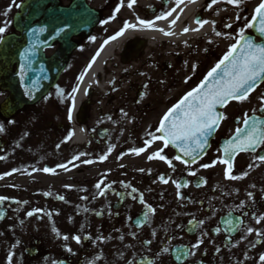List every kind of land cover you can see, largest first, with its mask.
Returning a JSON list of instances; mask_svg holds the SVG:
<instances>
[{
	"label": "flooded vegetation",
	"instance_id": "flooded-vegetation-1",
	"mask_svg": "<svg viewBox=\"0 0 264 264\" xmlns=\"http://www.w3.org/2000/svg\"><path fill=\"white\" fill-rule=\"evenodd\" d=\"M22 1L0 0V27L7 23L3 40L21 36L13 22ZM75 2L95 13L97 21L87 35L67 40L54 39L52 22L48 25L49 39L40 54L49 64L47 74L50 70L58 77L39 102L23 108L32 123V135L26 142L29 158L9 156L14 143L11 137H0V157H4L0 159V176L4 177L0 197L7 198L0 204V264H9V257L11 264H177L175 250L179 248L195 253L183 257L182 264H230L236 252L245 250L264 256V235H256L264 233V220L256 222L264 217V162L256 160L264 156V146L235 156L232 174L242 179H225L226 165L203 167L223 158L221 141L236 132L245 114L256 113L255 102L249 107L227 105L222 110L226 119L221 120L201 159L181 163L164 148L161 155L171 166L159 159L148 160L163 148L162 140H152L159 136L158 113L197 85L239 39L241 29L251 35L247 24L252 22L257 0H242L239 6L226 0L215 4L212 0H183L172 16L156 21L151 29L138 25L137 18L156 20L176 7L173 0H136L131 9L129 0H52L45 10L61 13ZM177 16L176 24L171 25ZM197 20L209 23L194 31L199 27ZM125 21L137 24L136 29L110 41ZM185 27L191 29L189 35H174ZM29 37V48L2 42L0 48L13 63L12 72L17 62L28 61L32 76L40 60L33 29ZM100 49L101 56H97ZM26 51L34 55L25 57ZM94 58L101 59L97 73L110 80L104 89L108 94L103 99L98 93L82 104L86 134L75 138L72 127L79 118L69 119L72 90L77 80L91 73L89 63ZM0 95L1 105L9 94L0 90ZM44 119L45 128L39 129ZM145 140L152 141L150 147ZM141 147L147 150L137 156L134 150ZM102 156L107 159L101 161ZM7 164L12 167L6 168ZM249 164H253L251 169ZM45 167L53 172L44 173ZM161 176L169 183H162ZM101 181V188L96 189ZM176 184L181 187L177 189ZM132 188L137 191L133 193ZM100 191L105 194L100 196ZM147 206L156 212L145 222ZM28 212L34 215L28 217ZM197 220H203V225L190 223ZM228 221L233 222L231 229ZM248 228L253 230L251 234ZM65 235L67 241L62 239ZM77 235L80 244L72 239ZM197 243L200 247L193 248ZM162 248L169 252L156 256Z\"/></svg>",
	"mask_w": 264,
	"mask_h": 264
},
{
	"label": "snow or ice",
	"instance_id": "snow-or-ice-1",
	"mask_svg": "<svg viewBox=\"0 0 264 264\" xmlns=\"http://www.w3.org/2000/svg\"><path fill=\"white\" fill-rule=\"evenodd\" d=\"M217 2L218 0H212L213 4ZM226 2L231 5L239 6L242 3V0H226ZM135 3L136 0H129L127 7L131 9ZM173 3L176 7L158 15L156 20L145 21L137 18V24L151 29L156 21L167 19L172 16L181 3H183V0H173ZM115 11L119 12L120 8H117ZM5 15H7V13H5ZM257 18H259L260 25L258 29L259 35L264 37V2L260 3L259 6L255 8V15L252 17V22L247 24V27L252 28L256 23ZM112 19H115V16H113ZM178 19L179 16L171 21V25H175ZM237 19H239V17H237ZM108 22L109 21H105V23ZM196 23L199 27L194 31H199L200 28L209 22L197 20ZM137 24H130L125 21L123 27L115 35L110 37V41H115L118 37L123 36L125 31L128 29H136ZM226 26L231 27L230 24ZM6 29L7 23H5L4 27H0V42H3V36ZM35 31L36 30L34 29L33 32ZM40 31H43V29H40ZM183 32L188 33L189 29L185 27ZM164 34L172 35L173 33L165 32ZM215 34L217 36L221 35L220 32H216ZM238 37L239 39H237L236 42L230 46L223 58L211 69V71L207 73L202 83L197 88L184 95L180 101L174 107L169 109V111L160 120L159 127L156 130L160 133V135L153 136L152 140H162L163 148H160L153 154L149 155L148 160L151 161L159 159L165 161L169 164V166H171V161L168 160L166 156L161 155L164 148H167L169 145L179 148L188 160H197L198 155L207 147L209 137L219 126L221 119H226V117H222L221 114L216 111L217 107H224L229 100H237L240 102L245 101L249 97L250 93L257 87L258 81L264 79V43L254 42L249 36L245 35L243 29H241L238 33ZM108 42L109 41H105V44ZM102 50L103 49L98 50L96 55L98 56L99 52ZM23 55L28 57L30 55H34V53L26 51ZM94 62L95 58L89 63V68ZM25 72L26 67L22 65L20 68L21 80H23ZM77 90L78 89L73 88V94H75ZM261 102L264 103V98H262ZM261 111H264V109H261ZM69 119H71V113H69ZM243 123L245 126L244 129L237 128L235 136L228 140L224 146L223 158L219 159L218 162L214 161L211 164L203 165L204 168L207 169L215 167L216 163H219L227 166L224 173L225 179L239 180L243 178L242 176L232 174L233 160L239 153L256 152L258 148L264 146V120L259 118L250 120L248 118V114H245ZM3 131L4 128L0 126V132ZM144 144L147 147H150L152 141L145 140ZM147 147H141L134 150L135 154L139 156L147 150ZM110 152L111 149H109V153ZM0 159H4V157H0ZM76 159H80V157L77 156ZM106 159L107 156L101 157V161ZM176 159L180 160L181 163H187V161L181 160L180 157H176ZM256 160L264 162V156H257ZM86 163L90 164L92 162L86 161ZM255 163L256 161H253V164ZM253 164H249L248 168L251 169ZM60 167L67 168L66 165H60ZM42 171L44 173H51L53 172V169L45 167ZM141 171H143V169H141ZM12 174L13 173H7V175ZM188 174L191 176L196 175L195 172H189ZM3 178V176H0V179ZM160 181L164 184L169 183V181L163 176L160 177ZM102 183L103 181L97 183L95 185L96 189H100ZM186 186L187 185H185V187ZM124 187L127 188L129 185H124ZM180 187V184H176L177 189ZM131 191L135 193L137 189L132 188ZM104 194V191L99 192L100 196H103ZM251 195L252 194L249 193L250 197ZM6 199L7 198L5 197H0V204H3ZM59 199L63 200L64 197L61 196ZM82 199L84 198L82 197ZM140 203L142 205L145 204L142 197L140 198ZM239 207H243V204L239 205ZM155 212L156 209L151 206H147V211H145L143 215L145 222H148L150 217L155 215ZM33 215V212L27 213L28 217H32ZM0 218H2V214H0ZM261 220H264V217H260L256 222L260 223ZM190 223L203 225L204 221L197 220ZM232 223V221H228L230 229L232 228ZM137 226L142 227L143 225L138 224ZM53 231L57 236L60 235L57 230L53 229ZM252 231L253 230L251 228L247 229L249 234H251ZM216 232L219 233L220 229L217 228ZM256 235L262 236L264 233L257 232ZM62 239L67 241L69 236L65 235ZM72 239H74L77 244L81 243V237L78 235L72 237ZM121 239H123V237H121ZM148 243H151V241ZM199 247L200 243L193 245V248ZM68 251L71 252L72 249L69 248ZM161 252L168 253L169 249L162 248L155 255L160 256ZM175 252V260L177 261V264H182L183 257L195 254L191 251L186 252L183 248L176 249ZM8 260L9 264H11V257H9ZM260 260L262 264H264V256H261ZM129 264H132V262L130 261Z\"/></svg>",
	"mask_w": 264,
	"mask_h": 264
},
{
	"label": "water",
	"instance_id": "water-1",
	"mask_svg": "<svg viewBox=\"0 0 264 264\" xmlns=\"http://www.w3.org/2000/svg\"><path fill=\"white\" fill-rule=\"evenodd\" d=\"M38 1H40L41 3L43 2V0H38ZM30 4H32V2H30ZM28 10V7H25V9L23 10V11H27ZM40 14V13H39ZM75 14L74 13H70V16H69V19H70V25H71V27H73V25H77V24H75V23H78V29L79 30H84V28H83V22H82V20H83V18L81 17V18H77V17H75L74 16ZM259 19V18H258ZM82 22V23H81ZM262 80V79H261ZM261 80H259V81H261ZM30 81H31V79H30V77H24V79H23V84L25 85V87H27V88H29V84H30ZM38 81H40V79H38ZM258 81V82H259ZM24 85H23V87H24ZM48 86V84H45V85H43L42 86V88H41V91H40V94H42L44 91H45V89H46V87ZM40 90V89H39ZM39 90H38V92H37V97L36 98H38L39 96H40V94H39ZM39 94V95H38ZM12 95H13V97H12V99L10 100V101H8L7 102V105L8 106H14V107H17L18 105H21V104H23L24 103V100H23V98H22V96H21V94H20V92H18V91H16L15 93H12ZM219 108H221V107H217V109H216V111L219 109ZM214 132V131H213ZM212 135H213V133H212ZM212 135L209 137V140L211 139V137H212ZM209 140H208V142H209ZM172 146V145H171ZM173 147V149L176 151V153H177V155L179 156V157H181L182 159H184V160H188V158L186 157V156H184L183 155V153H182V151L179 149V148H177V147H174V146H172ZM206 149V148H205ZM205 151V150H204ZM203 151V152H204ZM202 152V153H203ZM202 153H200L199 155H198V157L202 154ZM190 161V160H189Z\"/></svg>",
	"mask_w": 264,
	"mask_h": 264
},
{
	"label": "bare ground",
	"instance_id": "bare-ground-1",
	"mask_svg": "<svg viewBox=\"0 0 264 264\" xmlns=\"http://www.w3.org/2000/svg\"><path fill=\"white\" fill-rule=\"evenodd\" d=\"M182 14H183V11H180V15ZM188 29L189 31L191 30L190 28ZM185 34L186 33L183 32V29H177L174 31V35L178 37H185L189 35V34H186V35ZM107 50L108 49L106 48L104 51H107ZM100 62H101V59H99L98 63L93 66V68L91 69V73L86 75L83 79H81L79 83V89H78V92L75 98V103H78V101L82 98V93L84 90L98 88L102 86V84L105 82L107 77L101 73H97L100 69L99 68Z\"/></svg>",
	"mask_w": 264,
	"mask_h": 264
},
{
	"label": "rangeland",
	"instance_id": "rangeland-1",
	"mask_svg": "<svg viewBox=\"0 0 264 264\" xmlns=\"http://www.w3.org/2000/svg\"><path fill=\"white\" fill-rule=\"evenodd\" d=\"M260 91H264V86L260 89ZM160 113H158V114H160ZM248 258H249L248 255H242V256L238 255L236 264H243L244 261L247 260ZM246 264H250V263L247 262Z\"/></svg>",
	"mask_w": 264,
	"mask_h": 264
}]
</instances>
